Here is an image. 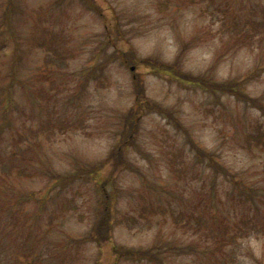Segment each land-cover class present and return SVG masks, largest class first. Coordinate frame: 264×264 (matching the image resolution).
<instances>
[{"label":"rangeland","instance_id":"obj_1","mask_svg":"<svg viewBox=\"0 0 264 264\" xmlns=\"http://www.w3.org/2000/svg\"><path fill=\"white\" fill-rule=\"evenodd\" d=\"M232 15L264 0H0V264H264V44Z\"/></svg>","mask_w":264,"mask_h":264},{"label":"trees","instance_id":"obj_2","mask_svg":"<svg viewBox=\"0 0 264 264\" xmlns=\"http://www.w3.org/2000/svg\"><path fill=\"white\" fill-rule=\"evenodd\" d=\"M229 10H230V8H229ZM228 19H229V22H226V21H224L225 19H223L224 23L227 25V26L222 25L224 30H225V27H226L227 31L230 32V34L231 33H236L237 35L242 34V36H243L242 40H244V38L245 39L257 38L259 40V48L262 47V45L264 44V18L261 19V20H258V19H253V18L246 17V20L244 21L243 24H238L239 21H238L236 16H233V15L232 16H228ZM230 20H233V22L230 23ZM251 27H252V29H250ZM258 35H260V36H258ZM47 45H49V44H47ZM0 46L3 48L4 45L3 46L0 45ZM263 72H264V67L257 68V70L254 73H251V74L253 75L254 78H257ZM251 78H252V76L249 75L246 78V81L250 80ZM229 89H230V91L234 92L235 95L238 94V95H241L242 97H244L245 100L248 99V97H249V95L246 92L245 93L240 92L241 89L237 85H234V84L230 85ZM238 92H240V94ZM237 100H240V98H237ZM250 139H251V141H249ZM247 141L249 142L248 145H250V142L252 143L254 141L256 144H258V145H260V146H262L264 148V126H259L257 132L253 136L250 135L248 137ZM241 147L242 148H246V144L245 145H241ZM215 166H216V168L220 167L219 169H223L224 168V167L221 166V164L219 162H215ZM103 191H105L104 186H103ZM107 197H108V195H107ZM146 209H147V212H148V208H146ZM122 220L123 219H121L119 221V224L123 223ZM103 230H104V225H102L101 227L100 226L98 227V230L96 231V234H95V237L97 239L101 240V237H103V236H101L100 234L103 233Z\"/></svg>","mask_w":264,"mask_h":264}]
</instances>
